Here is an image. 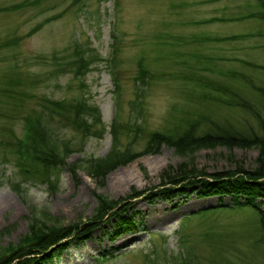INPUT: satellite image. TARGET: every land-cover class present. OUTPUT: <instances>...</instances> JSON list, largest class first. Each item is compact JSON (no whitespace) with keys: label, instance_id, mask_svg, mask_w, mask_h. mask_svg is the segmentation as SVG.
<instances>
[{"label":"rangeland","instance_id":"rangeland-1","mask_svg":"<svg viewBox=\"0 0 264 264\" xmlns=\"http://www.w3.org/2000/svg\"><path fill=\"white\" fill-rule=\"evenodd\" d=\"M21 1L31 0H0V8ZM260 14V0H38L0 9V42L18 37L0 46V245L29 234L33 219L48 227H79L104 198L119 201L118 216L130 218L131 226L121 227L115 215L105 218L85 238L71 237L44 264H264V231L249 208L186 217L213 206L218 196L197 195L191 185L169 197L151 194L183 163L204 172L253 169L257 147L215 145L180 154L162 143L145 150L150 132L195 112L261 132L255 118L205 98L202 84L236 82L227 76L230 70L260 81L261 71L242 62L264 64ZM228 35L237 37L201 40ZM79 52L86 68L67 66L78 63ZM9 91L33 97L11 108ZM46 99L96 106L98 133L83 135L50 111ZM31 109L44 115L61 150L67 143L63 163L46 172L50 184L31 165L20 170L18 154L8 147L14 145L6 143L25 142L23 116ZM114 131L117 148L128 147L134 156L96 179L85 162L110 150Z\"/></svg>","mask_w":264,"mask_h":264},{"label":"trees","instance_id":"trees-1","mask_svg":"<svg viewBox=\"0 0 264 264\" xmlns=\"http://www.w3.org/2000/svg\"><path fill=\"white\" fill-rule=\"evenodd\" d=\"M37 1H21L0 9L13 10L20 8L25 3L37 4ZM77 1L80 0H73V3ZM260 2L263 6L264 0H260ZM259 17L264 18L261 14ZM40 25V23L35 25L32 30H37ZM259 35L264 36L261 32ZM236 37L237 35H228V37L222 38L204 37L201 40H213L214 38L227 40ZM17 39L18 37L5 39L0 42V46H9L15 43ZM56 56L54 53L51 55V57ZM75 59L78 60L77 64L67 61V66L73 64L76 69L86 68L88 61L84 59L81 52ZM242 62L261 71L262 76L259 82H254L251 76L243 72L230 70L227 71V76L236 79V82L206 79L205 83H202L207 89L203 96L227 107H234L240 112L255 118L262 128L261 132H255L253 128L248 129L240 124L236 125L228 119L220 121L206 113L195 112L191 113L190 116L180 118L171 127L163 131L150 132L145 150L155 151L162 143L173 146L180 154L190 153L200 147L215 145L257 147L256 161L258 165L253 169L238 167L204 172L188 168L183 163L175 169L174 173L167 174L165 180L161 181L159 187L151 194L169 197L173 193L185 192L184 188L191 185L197 195H214L218 196V200L213 206L201 207L197 211L190 212L186 217L190 216L191 213L211 212L220 208L245 207L253 211L258 228L264 231V64L248 60ZM75 73H79V70ZM144 74L145 70L143 68L139 69L138 77L142 78ZM13 81L14 79L11 80L12 84ZM14 83L17 84L18 80H15ZM18 92L9 91L7 98L12 103L11 108H17L19 105L23 106L28 98L33 97V94L28 92ZM13 99L16 102H13ZM46 101L51 107L49 108L50 111H54L59 117L65 119L67 124L80 130L83 135L90 132L98 133L97 128H93L95 124L101 123L96 106L87 105L85 101H80V99L73 102L51 99H46ZM86 113L91 116V120H89ZM43 117L44 115L39 111L29 110L23 116L27 127L25 142L22 144L21 140L17 138L14 142L8 140L6 143L14 145V147L10 145L8 147H10L11 152L18 154L20 170L30 171L29 165H31L36 168L35 173L38 174V178L50 184L52 182L51 177L46 172L51 169L54 170L53 167L63 163L62 150L68 147L67 143H63V149L59 148L60 144L54 130L44 124ZM113 134V146L110 150L104 156L97 159H87L88 161L85 162L87 174L94 176L96 179H99L116 164L126 162L134 156V151L128 147L123 150L117 148L115 144L116 131ZM223 196H228V201H225ZM120 208L121 204L118 200L100 198L95 214L87 222H83L81 226L74 229H72V225L48 227L41 221L33 219L30 223L29 234L23 236L15 244L0 245V264H44L58 252L66 249L71 243V237L76 239L85 238L92 227L100 225L105 218L113 215L116 216L121 227L131 226L132 221L130 218L123 217V215L118 216Z\"/></svg>","mask_w":264,"mask_h":264}]
</instances>
